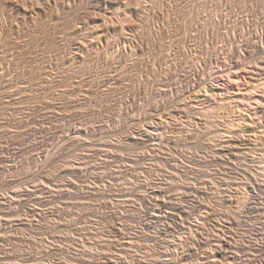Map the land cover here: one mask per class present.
Returning <instances> with one entry per match:
<instances>
[{
  "label": "rangeland",
  "instance_id": "rangeland-1",
  "mask_svg": "<svg viewBox=\"0 0 264 264\" xmlns=\"http://www.w3.org/2000/svg\"><path fill=\"white\" fill-rule=\"evenodd\" d=\"M262 61L264 0H0V264H264Z\"/></svg>",
  "mask_w": 264,
  "mask_h": 264
},
{
  "label": "bare ground",
  "instance_id": "bare-ground-1",
  "mask_svg": "<svg viewBox=\"0 0 264 264\" xmlns=\"http://www.w3.org/2000/svg\"><path fill=\"white\" fill-rule=\"evenodd\" d=\"M113 2H115V0H99V6L101 7V8H107V7H110L112 4H113ZM238 53V52H237ZM261 53V52H260ZM237 57V55H233L231 58L232 59H235ZM248 57L249 58H252L253 57V55L251 54V53H249L248 54ZM261 65H259L258 66V69H259V73H260V75L264 78V61H262L261 63H260ZM195 76V75H194ZM198 77V76H197ZM191 78V77H190ZM260 112L261 113H263V115H264V107H261V110H260ZM229 149V148H228ZM251 174V173H250ZM250 176V175H249ZM194 187V186H193ZM252 192V191H251ZM187 193V192H186ZM184 194V193H183ZM182 194V195H183ZM194 195H196V194H194ZM189 197V196H188ZM250 197V196H249ZM195 198V197H194ZM11 203V202H10ZM178 209L181 211V212H184L185 211V209H184V207H182V206H179L178 207ZM187 210V209H186ZM178 214V213H177ZM238 214V213H237ZM172 216V215H171ZM233 221V220H232ZM236 224V223H235ZM233 225V224H232ZM234 226V225H233ZM233 226H232V228H233ZM227 228H229L228 226H227ZM226 228V229H227ZM211 240V239H210ZM221 241L216 245V243L214 244V245H216V247L215 248H212L213 249V251H212V256H220V257H222V258H225V257H229V258H233V260H236V261H239L240 262V259H242L240 256H239V254H237V253H235V252H233L232 251V249H234L233 248V245H232V243H231V241L229 240V239H224V240H222V239H220ZM208 242H209V240H208ZM212 242V241H211ZM218 242V241H217ZM198 245L199 246H202L203 245V242H201L200 240L198 241ZM212 245H213V243H212ZM241 245V244H240ZM198 248V247H197ZM200 248V247H199ZM205 248V247H204ZM239 248V247H238ZM208 249V248H207ZM210 250V249H209ZM238 250V249H237ZM203 251V250H202ZM207 251V250H206ZM243 251V250H242ZM264 255V254H263ZM262 255V256H263ZM261 257V256H260ZM188 264V263H187ZM240 264H242V263H240ZM244 264V263H243Z\"/></svg>",
  "mask_w": 264,
  "mask_h": 264
}]
</instances>
